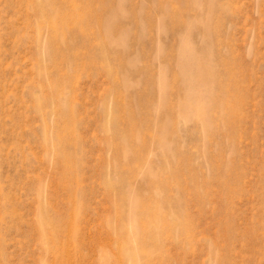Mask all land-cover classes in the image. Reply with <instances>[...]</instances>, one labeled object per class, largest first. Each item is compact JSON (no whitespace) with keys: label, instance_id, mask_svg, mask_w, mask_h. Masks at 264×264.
I'll return each instance as SVG.
<instances>
[{"label":"rangeland","instance_id":"rangeland-1","mask_svg":"<svg viewBox=\"0 0 264 264\" xmlns=\"http://www.w3.org/2000/svg\"><path fill=\"white\" fill-rule=\"evenodd\" d=\"M44 1L0 0V264H264V0Z\"/></svg>","mask_w":264,"mask_h":264},{"label":"bare ground","instance_id":"bare-ground-1","mask_svg":"<svg viewBox=\"0 0 264 264\" xmlns=\"http://www.w3.org/2000/svg\"><path fill=\"white\" fill-rule=\"evenodd\" d=\"M46 1H50V0H45L44 2L45 3H47ZM43 2V3H44ZM50 5L51 4H48L47 3V6L46 5H44V6H42L41 7V11H43V12H45V13H47L48 14V12H49V15H48V19H50L51 20V22H53V25H54V27H58V24H57V22H56V18H54V16H53V14L51 13V11H50ZM169 153V152H168ZM155 176V175H154ZM132 199V198H131ZM138 203V202H137ZM133 205H135V202H134V204ZM140 206V205H139ZM136 208H138V207H136ZM137 210V209H136ZM134 216H136V215H134ZM136 218V217H135ZM139 219V218H138ZM131 237V236H130ZM129 238V237H128ZM135 242V241H134Z\"/></svg>","mask_w":264,"mask_h":264}]
</instances>
